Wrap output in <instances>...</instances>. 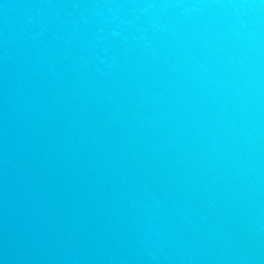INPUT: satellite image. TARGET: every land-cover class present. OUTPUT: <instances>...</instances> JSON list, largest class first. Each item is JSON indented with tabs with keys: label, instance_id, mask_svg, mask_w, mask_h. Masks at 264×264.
Here are the masks:
<instances>
[{
	"label": "water",
	"instance_id": "obj_1",
	"mask_svg": "<svg viewBox=\"0 0 264 264\" xmlns=\"http://www.w3.org/2000/svg\"><path fill=\"white\" fill-rule=\"evenodd\" d=\"M0 264H264V0H0Z\"/></svg>",
	"mask_w": 264,
	"mask_h": 264
}]
</instances>
